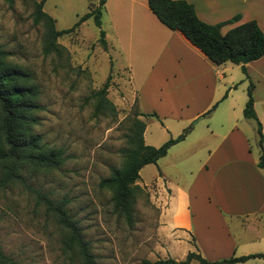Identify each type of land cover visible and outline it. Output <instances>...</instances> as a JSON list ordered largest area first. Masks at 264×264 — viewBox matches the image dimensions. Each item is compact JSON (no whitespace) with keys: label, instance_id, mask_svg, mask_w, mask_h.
Returning <instances> with one entry per match:
<instances>
[{"label":"rangeland","instance_id":"374dc122","mask_svg":"<svg viewBox=\"0 0 264 264\" xmlns=\"http://www.w3.org/2000/svg\"><path fill=\"white\" fill-rule=\"evenodd\" d=\"M99 2L45 0L43 11L54 18L55 28L62 30L77 23L87 6L95 9ZM34 10L33 0H0V50L6 52L7 62L31 74L28 83L38 87L41 106L34 113L37 123L32 131L46 149H61L64 161L55 169L24 168L26 183L51 200L67 201L65 209L89 243L94 264H143V260L170 258L161 242L165 240L162 203L156 183L144 185L137 180L131 223L116 210L112 189L99 185L113 169L122 168L123 150L130 146L127 135L133 128L136 103L126 100L127 68L121 67L111 43L106 40L103 47L99 42V29L91 18L57 38L59 55H45V29L34 22ZM108 13H101V29L110 35ZM106 81L105 96L114 108L96 111L98 97L94 93ZM138 118L147 126L145 145L158 147L185 128H190L186 138L190 145L205 136L204 130L191 132L205 119ZM246 121L248 124L245 120L241 124L256 151L257 128L255 136L251 128L255 120ZM154 174L153 164H147L140 169L139 178L148 184ZM64 237L65 231L34 192L20 183L0 184V247L5 254L20 264H78L76 257L63 251ZM239 264H264V258Z\"/></svg>","mask_w":264,"mask_h":264},{"label":"crops","instance_id":"0c3cea01","mask_svg":"<svg viewBox=\"0 0 264 264\" xmlns=\"http://www.w3.org/2000/svg\"><path fill=\"white\" fill-rule=\"evenodd\" d=\"M185 1L208 24L238 15L236 22L221 27L222 34L249 20H255L264 34V0ZM104 5L111 22V34L105 33V39L128 70L125 96L147 116L139 117L205 119L191 131L204 130L202 139L187 143L189 130L153 164L150 183L139 178L144 185L158 186L165 239L161 242L167 255L179 261L195 252L216 261L264 254V169L257 165L259 145L256 151L252 148L241 124L251 120L244 117L243 109L252 84L264 148V55L245 63L244 70L231 62L215 65L183 34L163 25L147 0H105ZM146 132L147 126L143 137Z\"/></svg>","mask_w":264,"mask_h":264},{"label":"trees","instance_id":"16d2710c","mask_svg":"<svg viewBox=\"0 0 264 264\" xmlns=\"http://www.w3.org/2000/svg\"><path fill=\"white\" fill-rule=\"evenodd\" d=\"M34 1V22L41 23L45 29L43 53L48 55L61 52L57 38L73 32L87 19L92 18L99 29V42L106 47L105 32L101 29V16L105 0H100L97 7L89 5L88 11L79 17L77 23L68 29L57 30L55 20L43 11L45 0ZM151 12L157 19L171 30H177L199 49L215 65L231 62L243 65L264 55V34L255 20L237 24L221 33L222 26L236 22L238 15L217 24H208L197 16L193 5L185 0H147ZM6 52L0 50V184L9 185L20 183L37 195L45 205L54 220L65 231L63 251L78 259V264H94V256L89 243L83 238L77 222L66 208L67 201L51 200L26 183L22 175L24 168L47 170L58 168L64 161L61 149H46L41 145L39 135L33 133V126L37 123L34 113L41 109L37 102L38 87L31 83V74L11 65L6 61ZM108 81L94 94L98 97L96 111L113 110L114 105L106 98ZM252 84L247 89V101L243 115L247 119L255 120L260 155L257 165L264 169V148L262 145V127L253 110ZM136 103V102H135ZM211 111V110H210ZM208 111L207 113H210ZM207 113H205L207 115ZM143 115L135 107V117L132 130L127 135L129 148L123 150L124 162L120 169H113L112 174L100 180L99 185L112 189L116 210L124 216L128 223L132 220V192L139 179L140 169L147 164H155L163 157L171 145L183 140L190 128H185L176 138H170L158 147L145 145L143 132L145 125L138 117ZM264 258V254H250L245 256H231L226 259L208 261L200 254L189 252L183 260L172 258H158L154 261L143 260V264H233L244 262L250 258ZM0 264H20L8 256L0 247Z\"/></svg>","mask_w":264,"mask_h":264},{"label":"water","instance_id":"95a60500","mask_svg":"<svg viewBox=\"0 0 264 264\" xmlns=\"http://www.w3.org/2000/svg\"><path fill=\"white\" fill-rule=\"evenodd\" d=\"M197 120H199V119H197Z\"/></svg>","mask_w":264,"mask_h":264}]
</instances>
